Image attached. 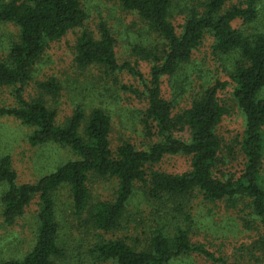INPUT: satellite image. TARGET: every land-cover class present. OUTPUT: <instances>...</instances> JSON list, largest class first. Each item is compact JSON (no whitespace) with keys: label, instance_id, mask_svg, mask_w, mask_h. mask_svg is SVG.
<instances>
[{"label":"trees","instance_id":"1","mask_svg":"<svg viewBox=\"0 0 264 264\" xmlns=\"http://www.w3.org/2000/svg\"><path fill=\"white\" fill-rule=\"evenodd\" d=\"M107 1L136 13L147 26L148 34L132 44L133 60L119 61L117 37L105 22L97 34L85 26L89 14L83 0H0V88L8 89L11 98L0 104V117L12 116L31 127L27 139L32 145L59 144L75 155L35 182L19 181L11 154L0 157V183L7 185L0 196V224L16 226L32 205L37 213L29 248L2 264H67L72 255L76 264H260L264 0H195L181 9L183 0ZM7 25L17 28L10 42ZM82 27L74 62L81 69L98 67L102 77L120 84L140 105L138 115L131 112L140 143L130 137L113 142V114L102 104L88 110L78 103L58 122L62 81L55 75L35 78L46 50ZM206 43L220 68L188 106L177 109L175 99L164 93L165 82L192 66ZM231 55L229 66L225 60ZM125 74L136 82H123ZM234 111L242 128L227 144L219 128ZM172 156L186 158V167H158ZM96 177L116 181L110 199L93 200L89 183ZM62 187H68L78 218V245L65 236L56 213ZM139 189L140 206L134 202ZM196 199L240 207L245 235L234 242L219 237L215 248L194 232Z\"/></svg>","mask_w":264,"mask_h":264},{"label":"rangeland","instance_id":"2","mask_svg":"<svg viewBox=\"0 0 264 264\" xmlns=\"http://www.w3.org/2000/svg\"><path fill=\"white\" fill-rule=\"evenodd\" d=\"M193 2L195 0H183V5L178 6L177 9L184 8ZM83 3L89 14L85 26L97 34L99 24L105 22L113 29L117 37L119 61L133 60L132 44L143 40V36L148 34L147 26L140 20L139 16L136 13H128L122 10L118 2L83 0ZM182 19L184 18L181 16L177 17L179 21ZM4 29L7 34L5 39L10 42L12 38H15L17 28L14 25H7ZM81 30L83 27L72 30L62 41L52 44L46 50L37 65L35 78L43 79L55 75L62 81L64 89L58 102V122H63L78 103L84 104L88 110L90 105L102 104L109 108L113 114V142L117 143L121 138L130 137L140 143L142 136H140V132L135 131L138 127L133 125L134 121L131 117V112L138 115L140 105L128 97L127 93L121 89L120 84L115 83L109 76L102 77L98 67L81 69L75 64L74 44ZM233 60L234 56L229 60L226 59L225 62L230 66ZM201 65L203 66L202 73H200ZM220 65L221 63L214 58L206 43L196 52L192 66L187 64L181 74L172 77V84H169L167 79L164 85L165 95L175 99L177 109L188 106L189 100L200 90L201 85L212 81L210 80L213 76L211 73L216 72ZM122 81L136 82L126 74ZM10 102L9 90L0 88V104ZM241 121L239 113L234 111L222 123L219 133L224 138L225 143H231L234 135L241 130ZM31 131V127L22 124L12 116L0 117V157L6 153L12 155L13 166L19 175L20 182H35L42 175L55 170L59 165L75 157L69 147H63L59 144L32 145L27 139V135ZM158 167L170 171H181L186 167V158L182 156L168 157ZM89 185L94 201L110 199L113 196L116 181L96 177L90 181ZM6 186L5 183H0V196L6 190ZM142 200L143 190L139 189L134 202L140 206ZM56 201V213L62 222V231L71 244L75 242L78 245L81 241V235L68 187H62L57 192ZM207 206H212L213 211L207 209ZM239 208H228L225 202H220L214 206L196 199L192 208V213L196 216L193 225L194 232L197 231L203 237H207L215 248L220 247L221 239H218L219 237H225L228 242H234L243 234L245 235L247 231L244 226V213ZM132 212H137V209ZM36 214V206L32 205L16 226L4 228L0 224V264L8 257H20L29 248V240H31V235L37 225ZM130 230V232H134V229ZM225 249L227 253H231L230 248L225 247ZM74 253H76L75 250ZM69 259L70 262L67 264H76L73 255ZM263 259L264 255L261 257L260 264H264ZM177 264L185 263L178 261Z\"/></svg>","mask_w":264,"mask_h":264}]
</instances>
